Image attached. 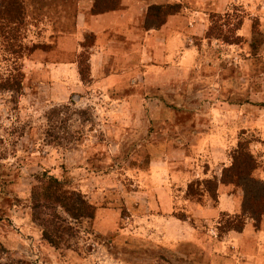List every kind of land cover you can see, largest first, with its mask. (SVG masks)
<instances>
[{
    "label": "rangeland",
    "instance_id": "rangeland-1",
    "mask_svg": "<svg viewBox=\"0 0 264 264\" xmlns=\"http://www.w3.org/2000/svg\"><path fill=\"white\" fill-rule=\"evenodd\" d=\"M162 1L179 7V55H135L130 64L167 81L111 88L60 70L81 59L59 48L60 36L76 33L79 0H0L20 30L25 72L16 98L0 90V264H264V217L249 207L264 198V0ZM161 24L147 14L143 28ZM85 38L90 47L94 36ZM9 53L0 41L2 75ZM118 64L111 71L127 66ZM54 107L60 113L49 121ZM205 139L215 142L198 150ZM244 139L260 166L221 184L215 202L203 181L221 176ZM177 146L188 163L176 164ZM165 152L173 207L146 182L157 183L163 165L152 173L150 162ZM45 172L97 208L79 220L59 208L65 222L54 220L67 230L58 246L43 236L51 211L33 203Z\"/></svg>",
    "mask_w": 264,
    "mask_h": 264
},
{
    "label": "crops",
    "instance_id": "crops-1",
    "mask_svg": "<svg viewBox=\"0 0 264 264\" xmlns=\"http://www.w3.org/2000/svg\"><path fill=\"white\" fill-rule=\"evenodd\" d=\"M155 4L165 5V2L162 0H121L119 9L102 14H94L92 11L94 0H79V8L76 17L77 28L75 27L76 33L69 36H60L59 48L61 51H65V53L68 52L66 54L70 55L74 54L75 50L80 53L88 48L91 79L94 80L97 86L103 85L105 87L118 88L125 86L133 87L140 83H144L146 86H153L155 83L163 84L167 79L165 75L161 73L162 71L156 74L147 73L146 75H142L143 71L148 70V72H154L155 70L143 68L142 65L144 63L130 64V61L132 62L131 56L135 55H137L139 59L142 57L143 61L148 60L150 57L159 59L166 55H179L177 52L181 49L184 42V36H182L184 33H180L179 31L180 16L170 15L167 21L162 23L161 27L157 29L143 28L148 9L151 5ZM87 34H92L94 36V42L90 47H85V45H83ZM79 42H81V44H79ZM112 61L114 63L119 62V67L123 62L127 63V66H121L111 71L110 65H113ZM62 63L63 64L59 65L61 66L60 70H64L66 77L71 73L75 74V77L79 78V82L85 86L79 73L78 61L74 63ZM128 63L130 65H128ZM64 72L62 73L64 74ZM214 142L215 140L209 141L205 139L202 142L196 143L195 146L198 150L208 151L209 145ZM183 149L184 148L177 146V148L173 149L171 152L177 165L187 162L185 150ZM173 154H175V156H173ZM164 156L160 159H152L150 162L152 173L155 172L159 164L163 165L160 169V178H156L157 183L153 176L147 177L146 182L149 184L151 183L152 187L160 185L157 188L155 187L158 195L160 194L164 199L168 198V205L173 207L174 197L171 195L170 191L168 192L169 188L164 187L163 180L166 179L170 181L173 179L170 176L171 167L169 169V166H166L165 160L169 158L166 152ZM167 183L166 181V184ZM220 200L222 201V196ZM228 204L230 205V203ZM224 210L227 211L228 209ZM244 234L245 233L239 234V236H241L239 238L244 239Z\"/></svg>",
    "mask_w": 264,
    "mask_h": 264
},
{
    "label": "trees",
    "instance_id": "trees-1",
    "mask_svg": "<svg viewBox=\"0 0 264 264\" xmlns=\"http://www.w3.org/2000/svg\"><path fill=\"white\" fill-rule=\"evenodd\" d=\"M2 3V4H1ZM0 7L5 9V13H0V20L4 23H0L1 43L5 44L9 53V58L12 60L11 66L7 69L6 74H0V90L11 93V96L16 98V95L21 93L24 86L25 72L23 70L24 45L20 36V30L13 27L12 23H9L8 11L5 8V2H1ZM121 0H94L93 13L102 14L119 9ZM179 11V7L173 5H151L148 9V14L153 15L162 23L167 21L170 15H174ZM6 14V15H5ZM9 28V32L5 30ZM210 36V31L207 33ZM79 73L83 82H89L91 80V67L90 56L87 53L81 52L79 55ZM88 62V63H87ZM60 113L59 107L52 108L47 115L48 120H52ZM53 134H51L52 136ZM260 163L251 149V141L244 139L239 142L238 147L232 154V163L229 166L223 168L220 177L214 176L210 179H205L204 185L206 190L210 194L211 198L218 201V189L220 184L230 185L236 184L241 180L252 178L253 173L259 168ZM193 187L191 186L189 190ZM4 188L0 190V196L4 194ZM33 203L37 209L45 208L51 212L49 215L52 219H47L44 225L43 236L53 246H58V239L61 237V233L66 231L65 227L58 225L54 219H60L65 222V219L58 213V209L61 208L71 219H92L95 217L97 208L95 205L87 201L86 199H79L77 195L66 188V184L55 175L45 172L42 177L38 178V183L33 187ZM4 197V196H3ZM8 199V197H7ZM249 207L257 213V218L264 217V198L252 199ZM71 228V227H70ZM234 228V227H233ZM24 263V262H23ZM18 261V264H23ZM27 264V263H24Z\"/></svg>",
    "mask_w": 264,
    "mask_h": 264
}]
</instances>
